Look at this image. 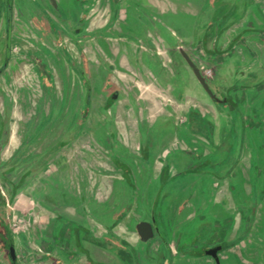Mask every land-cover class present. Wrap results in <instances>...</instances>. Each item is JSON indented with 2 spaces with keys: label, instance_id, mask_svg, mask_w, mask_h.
<instances>
[{
  "label": "rangeland",
  "instance_id": "obj_1",
  "mask_svg": "<svg viewBox=\"0 0 264 264\" xmlns=\"http://www.w3.org/2000/svg\"><path fill=\"white\" fill-rule=\"evenodd\" d=\"M5 3L0 2V67L5 60L6 42L9 44L8 63L0 74V125L5 137L3 144L0 142V202L9 204L0 203V216L14 228L18 248H23L19 235L23 236L28 264H67L55 251L46 257L42 244L35 241L51 214L43 208L35 209L36 214L30 212L31 197L38 201L43 193L57 188L55 185L78 187L81 176L89 186L98 182L108 185L114 165L105 157L103 171L97 174L95 137L104 144L103 137L109 136L104 133L114 124H121L123 137H134L136 129L131 123L137 117L131 111V94L149 107L144 114L149 122L160 115L169 116L163 106L175 107L169 109H174L178 121L185 120L189 106L199 105L203 114L207 112L202 91L185 72L182 91L158 78L156 71L170 70L169 56L150 66L144 64L147 50L152 47L163 49L181 36L194 42L196 35L187 34L188 24L193 21L200 27L204 19L195 0H57L59 11L46 0H12L8 31ZM194 51L201 53L194 58L209 76L201 48ZM106 83L119 88L118 100H106ZM178 92L181 95L175 100ZM104 105L110 108H102ZM249 131L243 133L244 140L251 141ZM257 137L264 135L259 133ZM259 145L252 148L264 153V144ZM241 166L246 169L243 163ZM255 166L252 163L251 168ZM128 191L125 189L131 193ZM196 191L200 196L198 186L194 198ZM258 207L263 209L261 203ZM22 210L24 218L8 214ZM255 245L259 249L250 256L264 264V241ZM183 248L190 249L187 245ZM231 252L247 263L239 255L238 246Z\"/></svg>",
  "mask_w": 264,
  "mask_h": 264
},
{
  "label": "flooded vegetation",
  "instance_id": "obj_2",
  "mask_svg": "<svg viewBox=\"0 0 264 264\" xmlns=\"http://www.w3.org/2000/svg\"><path fill=\"white\" fill-rule=\"evenodd\" d=\"M221 1L216 0L213 3L210 0H201L200 16L204 19V25L200 27L204 31L201 33L199 43L196 39L194 42L193 40L174 41L163 49L154 47L148 49L144 57V64L147 62L146 64L150 66L156 62L155 60L161 62L162 58L169 56L171 60L169 71L164 69L155 72L156 69L150 67L151 70L177 91L185 88L184 72L188 77H192L205 97L203 102L206 104L204 106L207 112L203 114L200 109L198 111L199 105L189 106L185 112V120L179 122L172 113L174 109H169L175 107L163 106L169 116L160 115L155 121L149 122L144 115L149 107L144 105L143 101H137L131 94L133 103H130V107L137 117V148L124 143V137L117 124H114L108 133H104L109 134L103 137L104 144L98 141L104 149L98 153L99 157H108L114 165L112 169L120 173L128 183H130L129 177L134 172L146 170L151 174L153 167L160 164L158 176L161 184L152 194L151 205L148 206L142 197L139 200L137 194L133 193L126 194V199L122 202L112 199L108 202L96 201L92 196L85 194L73 196L68 191L66 196L60 188L49 192L48 195L52 196V199L45 198L43 193L38 203L49 211L51 217L44 230L38 229L41 234L35 238V241L42 244L46 257L55 251L62 255L67 264H259L256 256L252 257L250 254H253L252 251H258L256 242L260 245L261 241H264V221L261 229H255L258 206L262 204L264 198V187L250 194L239 189L234 190L229 193L228 202H219L213 200L210 193L214 190H210L213 187L209 186L207 188L209 200L206 203L198 200L202 206L197 205L198 202L194 200L188 207H186L187 202L174 199L169 201L171 191L163 194L162 189L160 190L168 176L208 177L219 172L235 174L238 170L236 168L242 150V147L237 146L238 131L245 129L246 125L241 108L245 99V84L234 82L231 85L219 86L214 83L210 73L214 72L217 65L213 63L219 64L222 58L207 57V54L223 53L219 38L224 37L225 30L231 25L230 17L227 15L235 6L233 3L225 4ZM46 2L51 8L61 10L57 0H46ZM11 4L12 0H6L4 8L8 31H10ZM211 36L217 39L214 47L208 50L206 44ZM8 46L7 41L5 60L0 67V74L8 63ZM197 47L198 49L201 47L207 61L213 60L209 76L203 73L202 67L194 58L197 54L198 58L201 55L199 52L195 53ZM152 50L156 52L151 53ZM184 54L198 66L217 99L211 98L198 82ZM154 56L158 57L152 59ZM201 57L202 60L205 59ZM85 84L86 96H89L90 89L87 83ZM105 87V90L109 91L106 100L114 102L119 99V88H112L107 83ZM187 93L189 94L188 91ZM180 95L181 92L174 94L175 100H179ZM105 106L102 108H110V105ZM109 137L112 140H109ZM132 138L130 136V139ZM4 139L0 125V142L2 143ZM1 143L0 149L3 144ZM0 159H2L1 154ZM81 196L86 199L83 200ZM196 197L199 199L197 194ZM5 203L9 204L4 202L3 205ZM8 214L13 217L14 213L12 211ZM141 220L150 222L153 228V236L146 242L140 241L135 230V225ZM120 222L124 224L122 232L119 231ZM190 225L195 233L190 231ZM14 232V228L7 225L0 216V263L12 264L10 256L12 246L15 255L14 264H28L30 261L25 252L27 246L24 245V238L19 235L23 248H18ZM134 233L136 240L130 242L129 238ZM186 245L189 250H184L183 247ZM235 246H238L239 255L247 263L239 260L231 252ZM55 262L59 261L56 259Z\"/></svg>",
  "mask_w": 264,
  "mask_h": 264
},
{
  "label": "crops",
  "instance_id": "obj_3",
  "mask_svg": "<svg viewBox=\"0 0 264 264\" xmlns=\"http://www.w3.org/2000/svg\"><path fill=\"white\" fill-rule=\"evenodd\" d=\"M210 1H213L214 3L216 0ZM195 2L198 4L200 13V6L202 4L201 0H195ZM221 3H233L235 6L231 13L227 15L230 17L229 21L231 22V25L227 30H225L223 34L224 37L219 38V44L221 45L223 53L219 55L207 54V57L209 59H216L217 56L222 58L219 64L213 63L217 65L214 72L210 73L212 74L214 83L219 86L228 84L231 85L234 82L245 84V99L241 104V108L243 110L242 112L246 125L244 126L245 129L238 131L239 137L237 139V146L239 145L240 147L241 145L242 147L239 157L240 160L238 167L236 168V170L238 169L239 171L237 170L235 174L234 172L232 174H224L223 172H219V174L209 175L208 177H203L200 175H180L175 177L168 176L165 183H163L164 185L162 184L163 188H160V190L162 189L163 194L165 192L171 191V193H169L171 195L169 196L168 200L172 201L174 199L175 201L179 202H187L186 207L191 205L193 199L196 200L197 197L194 198V195L191 196V194H194L193 192L197 186L200 193L199 196L198 191H196V194L199 196L198 200L201 202L203 201V203H206L209 200L207 197L209 194V189L207 188H209V186L213 187L210 190H214V192L210 193L213 197V200L219 202H228L229 193L234 190L236 191L239 189L240 191L250 193L254 190L258 191L260 188L264 187V153L262 151L259 152L258 150H254V147L252 148V145L257 147V144H264V137L261 139H258L257 137L259 133L264 135V0H222ZM218 16H220V14ZM188 26L189 28L187 29V34L190 33L196 35V42L199 43L201 39V33H203L204 30L199 27L197 22L193 23V21H191ZM187 39V37L181 36L175 39V41ZM216 39L217 38L215 36H211L207 40L206 48L208 50H211L214 47ZM199 54L201 53L199 52ZM211 61L213 60H208L209 69H211ZM254 93L255 95H253ZM197 109L200 111V108ZM132 113L134 114V112ZM182 121L184 120H180L179 122ZM131 124L135 126V129L137 128L136 120ZM119 128L121 129V124ZM124 129L126 132V126ZM246 129L250 130L248 135L252 141V144L248 138L244 140L243 133L246 132ZM133 136L134 137L132 139H130L128 136H125L123 140L124 143L129 144L132 148H137V129L133 133ZM95 141L97 144L96 170L97 174L99 175L103 171L102 160H104V158L99 157L98 153L104 151V149H102V147L98 144L97 136L95 137ZM243 141H245L244 145ZM66 145L67 144H65L63 147L64 150L67 149ZM247 145H251V147L246 149ZM56 156H58V154H56ZM65 156H67V154ZM59 158L61 157H58V159ZM65 160H67V157ZM242 163L246 166L245 170L242 169ZM252 163L256 164L254 168H251ZM259 164H261V168H259ZM159 165L160 164H157L153 167L154 169L151 174H149L146 170L139 173L134 172L133 175L129 177L130 183L125 181L120 173H117L112 169L113 172L107 186H103L102 182H98L96 185H93L94 187L89 186L84 176L80 177L78 187H67V184H63V187L58 185L55 186L60 188V190H62L66 196L68 191L71 192L73 196L85 194L87 196H92L93 200L101 202H108L110 199L122 202L124 199H126V194L133 193L134 195L137 194L139 200L140 197H142L144 202L150 206L152 202V194L159 189L161 184L160 177L158 176ZM255 168L258 170H254ZM65 177H67V173H65ZM52 178L55 179L56 176L52 175ZM125 189H127V192L130 190L131 193H126ZM48 192L51 191L49 190ZM115 194L117 195L115 196ZM45 198L52 199L53 197L51 196L50 198L48 194H45ZM83 198L86 199L85 197H82V199ZM31 199L32 206L29 208L31 210L30 212L36 214L37 212L35 209H46L44 206L40 205L36 199H33V197H31ZM15 203H17V201ZM200 206H202V204H200ZM262 206L263 209L261 211L258 209L257 218L259 216V219L255 222V229L257 230L261 229L263 226L264 201L262 202ZM14 207L15 205L12 208L14 209ZM13 213L18 218L25 217L23 210L19 213L13 211ZM123 225V222H120V232H122ZM176 226L179 225L177 224ZM175 232L176 231L174 230V234ZM134 240H136L135 233L129 238L130 242H134Z\"/></svg>",
  "mask_w": 264,
  "mask_h": 264
},
{
  "label": "water",
  "instance_id": "obj_4",
  "mask_svg": "<svg viewBox=\"0 0 264 264\" xmlns=\"http://www.w3.org/2000/svg\"><path fill=\"white\" fill-rule=\"evenodd\" d=\"M189 66L191 67L196 79L201 84V86L204 88V90L208 93V95L213 98L217 99L215 94L212 92L211 88L209 87L205 77L201 73L198 66L186 55L184 54ZM135 230L137 235L139 236L140 241L146 242L153 236V228L150 222L141 220L135 225ZM10 256L12 258V264H14L15 261V255L13 252V247H10ZM2 264V263H0Z\"/></svg>",
  "mask_w": 264,
  "mask_h": 264
}]
</instances>
